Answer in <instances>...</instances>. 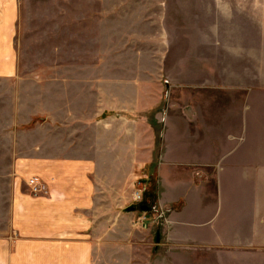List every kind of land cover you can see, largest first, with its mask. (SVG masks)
Masks as SVG:
<instances>
[{
	"label": "crops",
	"instance_id": "0c3cea01",
	"mask_svg": "<svg viewBox=\"0 0 264 264\" xmlns=\"http://www.w3.org/2000/svg\"><path fill=\"white\" fill-rule=\"evenodd\" d=\"M113 20L111 0H0V264H264L256 40L226 62L219 35ZM154 177L163 226L135 198Z\"/></svg>",
	"mask_w": 264,
	"mask_h": 264
},
{
	"label": "rangeland",
	"instance_id": "374dc122",
	"mask_svg": "<svg viewBox=\"0 0 264 264\" xmlns=\"http://www.w3.org/2000/svg\"><path fill=\"white\" fill-rule=\"evenodd\" d=\"M114 14V33L123 30L125 34L139 35H156L162 36L165 40H174L175 38L183 39L184 34H191L192 39H201V34L219 35L223 40L225 47V59L229 62L230 59L236 61L235 53H239L240 43L234 41V37L239 38L240 34L250 33L255 41L256 55V77H257V100L258 103H264V0H220L216 7L215 0H111ZM219 1V0H217ZM162 4L158 5V3ZM152 17L156 13L157 20L153 23L136 25L134 18L135 14L140 15L142 10ZM219 11H221L219 15ZM134 12V13H133ZM244 30H243V29ZM121 33L117 34L120 35ZM118 39V38H117ZM137 37H133V42H136ZM185 42L178 44H184ZM199 41L188 42V46H194V49H200ZM156 47V46H155ZM234 53V54H233ZM254 53V52H253ZM182 54H185L184 52ZM233 57V58H232ZM148 61V59H146ZM151 59H149L150 61ZM227 64V63H226ZM227 65H231L228 63ZM237 65V63H236ZM240 74H233V77ZM259 108V107H258ZM258 117V146L264 145V107ZM162 137L161 149L162 152ZM5 140L0 138V150L4 149ZM163 161L161 160V165ZM165 166H163L164 168ZM156 176V175H155ZM10 170L7 159L0 153V231L7 224L6 201L10 185ZM28 177L27 179H29ZM28 181V180H27ZM152 184L149 188L146 185L140 188L142 198L136 200L139 207L144 211L145 216L151 215L153 220L159 226L166 223L167 215L172 210L165 208V217H156L152 209L157 203L154 194L156 195V178L151 180ZM148 187V186H147ZM155 187V193L154 192ZM31 190V189H30ZM32 191V190H31ZM33 193V192H32ZM150 194L149 197L147 196ZM37 195V194H36ZM159 204V203H157ZM144 208V209H142ZM141 211V212H142Z\"/></svg>",
	"mask_w": 264,
	"mask_h": 264
},
{
	"label": "built area",
	"instance_id": "2783aa9c",
	"mask_svg": "<svg viewBox=\"0 0 264 264\" xmlns=\"http://www.w3.org/2000/svg\"><path fill=\"white\" fill-rule=\"evenodd\" d=\"M27 184L29 185L30 189L32 190V192L34 194H40L43 192H46V183H44L39 177L37 176H31L28 181ZM135 198L136 200H139L142 198V193L141 190H137L135 193ZM152 211L154 212V214L157 216H159V220L158 222H160V218L165 217V208L160 205V204H155L154 208L152 209Z\"/></svg>",
	"mask_w": 264,
	"mask_h": 264
},
{
	"label": "water",
	"instance_id": "95a60500",
	"mask_svg": "<svg viewBox=\"0 0 264 264\" xmlns=\"http://www.w3.org/2000/svg\"><path fill=\"white\" fill-rule=\"evenodd\" d=\"M157 240H159V235L157 236Z\"/></svg>",
	"mask_w": 264,
	"mask_h": 264
}]
</instances>
